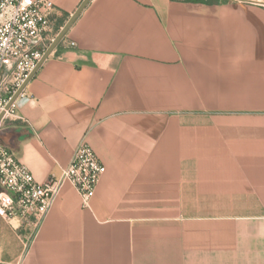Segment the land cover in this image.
<instances>
[{
  "label": "crops",
  "instance_id": "1",
  "mask_svg": "<svg viewBox=\"0 0 264 264\" xmlns=\"http://www.w3.org/2000/svg\"><path fill=\"white\" fill-rule=\"evenodd\" d=\"M50 1L54 40L84 0ZM17 113L38 184L83 143L106 171L36 232L0 217V264H264V0H91Z\"/></svg>",
  "mask_w": 264,
  "mask_h": 264
},
{
  "label": "built area",
  "instance_id": "2",
  "mask_svg": "<svg viewBox=\"0 0 264 264\" xmlns=\"http://www.w3.org/2000/svg\"><path fill=\"white\" fill-rule=\"evenodd\" d=\"M53 12L50 0H0V115L4 114L0 130L6 121L19 119L17 100L24 91L6 108L54 41ZM105 171L93 149L83 143L60 176L38 184L30 170L0 141V217L36 232L65 184H70L83 206L88 207Z\"/></svg>",
  "mask_w": 264,
  "mask_h": 264
},
{
  "label": "water",
  "instance_id": "3",
  "mask_svg": "<svg viewBox=\"0 0 264 264\" xmlns=\"http://www.w3.org/2000/svg\"><path fill=\"white\" fill-rule=\"evenodd\" d=\"M91 0H84L81 6L78 8V10L72 15L68 23L64 26V28L60 31V33L57 35V37L54 39V41L50 44L49 48L45 52L44 56L40 60V62L37 64L36 68L34 71L31 73L29 78L25 81V83L21 86V88L17 91V93L13 96L11 101L9 102L8 106L6 109H9L11 105L18 99L19 95L25 90L26 86L28 83L31 81V79L35 76L37 71L40 69V67L45 63V61L49 58V56L52 54V52L56 49V47L59 45V43L65 38L67 35L68 31L72 27V25L75 23V21L78 19L80 14L83 12V10L86 8L88 3ZM4 114L0 115V124L3 119Z\"/></svg>",
  "mask_w": 264,
  "mask_h": 264
},
{
  "label": "trees",
  "instance_id": "4",
  "mask_svg": "<svg viewBox=\"0 0 264 264\" xmlns=\"http://www.w3.org/2000/svg\"><path fill=\"white\" fill-rule=\"evenodd\" d=\"M0 141L2 142V140L0 139ZM3 143V142H2Z\"/></svg>",
  "mask_w": 264,
  "mask_h": 264
}]
</instances>
